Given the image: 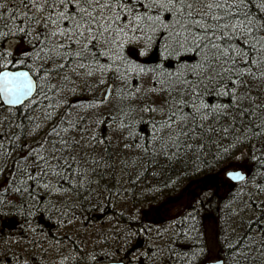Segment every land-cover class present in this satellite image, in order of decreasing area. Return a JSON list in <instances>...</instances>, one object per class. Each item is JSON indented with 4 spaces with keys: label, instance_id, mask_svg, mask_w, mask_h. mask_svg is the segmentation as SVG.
I'll return each instance as SVG.
<instances>
[{
    "label": "trees",
    "instance_id": "obj_1",
    "mask_svg": "<svg viewBox=\"0 0 264 264\" xmlns=\"http://www.w3.org/2000/svg\"><path fill=\"white\" fill-rule=\"evenodd\" d=\"M139 2L136 0L135 9L140 12L149 8L150 14L154 15L158 10L151 0ZM37 3L43 5L37 6ZM37 3L29 2L26 5L22 0H0V5H3L0 7V67L8 63V68H27L34 74L38 81L39 99L32 102L31 112L33 109L34 112L42 110V106L48 108L54 105L56 109L51 115L55 118L59 98L74 87L82 91L84 100L79 105L85 107V111L94 104L101 107L79 117L76 120L79 126L73 123L79 131L74 136L80 137L81 141L87 137L84 129L91 128L93 122L98 124L96 127H104L102 131L97 129L99 134L95 138L100 139L99 143L93 139L90 147H83L81 141L80 148L78 143L69 145L65 152L66 162L69 163L63 167L66 177L73 179L72 173H82V179L66 181L62 186V197L59 193L52 197L42 191L40 196L43 201L41 198H38L39 201L32 200L31 193L35 195V192L30 186L24 191L30 197L27 200L21 193L23 186L13 184V220L19 222L18 231L25 229V233L32 234L29 242L36 237L55 236L57 246L52 255L57 256L53 258L55 264L123 259H129V264H150L155 250L154 245L148 243L152 241L154 226L144 214L145 207L172 201L186 186L196 185L195 188L203 187L202 194L207 197L205 192L209 190L210 199L204 201L205 198L198 196L192 199L187 210L179 214V227L184 226L178 231H171L167 240L159 239L165 243V248L159 252L162 254L157 264H184L180 253L177 254V248H181L178 234L193 237L194 243L184 250L191 254L187 264L192 263L194 258H203L206 246L204 232L201 233L200 228L201 213L210 214L208 212L212 210L223 221L222 214H228V208L233 203L227 201L234 199L235 195L238 201L234 205L238 206V215H235L234 223L238 226V235L234 232L232 236L229 234L222 238L224 231L220 228L218 235L223 250L220 256L225 264H253L252 259L264 263V245H261L264 243V203L256 211L249 209L244 213L237 189L231 191L221 187L213 192L209 188L211 173L218 169L230 170L232 166L246 170L252 182H264V77L261 76L264 73V51H261L264 41H259V37L264 36V29L257 31L254 26L250 33L238 31L236 35L228 33L224 37L217 32L212 39L219 49L209 46L200 50L191 43L178 47L173 35L175 29L172 26L166 28L161 23L145 29L143 33L147 40L152 41L157 36L154 29H160L168 36V42L151 46L146 41L145 47L137 52L139 59L135 58L137 54H132L130 44L120 45L112 40L106 42L99 39L81 48L80 54L71 50V58H77V61L70 63V57L60 44L69 47L68 43L63 40L58 42L57 38H62L60 35L52 39L56 36L52 35L54 25L49 23L45 27L47 5L43 0H37ZM246 3L255 25L264 23V0H246ZM196 8L215 29L216 22L210 18L209 10L202 4H197ZM38 9L42 10V16ZM159 10L163 21L166 13ZM232 10L235 12V5ZM212 11L231 20L226 15L225 5L221 8L213 5ZM193 19H200V16L194 13ZM56 26L61 29L64 24ZM191 30L199 31L195 26ZM9 39L21 41L26 46L24 53L23 49L9 53L5 48ZM71 46L80 47L81 43ZM253 46L256 51L250 50ZM233 50L235 59L224 64L225 68L231 69L230 72L215 76L212 82L205 80L206 88L204 85L197 87L195 96L185 90L197 84L205 75V61L216 57L219 51L231 53ZM83 53L88 55L86 59ZM121 53L128 58V63L114 60ZM109 59L114 60L115 67L116 64L120 67L111 68L107 76L101 79H91L87 75L89 67L90 71L101 65L111 67L106 63ZM253 59L256 60L255 64L252 63ZM213 64L217 71H221L215 61ZM79 68L86 70L81 77L77 76ZM241 73L242 76H239ZM46 80L48 85L43 86ZM185 80L190 84L184 85L182 82ZM110 83L113 84L112 92L110 98L106 99L105 88ZM5 111L6 106L0 99V117ZM11 115L6 121L0 120V127L19 133L23 140L32 137L39 121L33 127L30 123L36 115H30L26 106L13 109ZM156 117H161L166 124ZM57 118L62 120L64 116L60 114ZM151 121L154 127L149 126ZM52 130L49 127L46 135L51 136ZM0 135L5 140L4 134L0 132ZM37 136L38 133L33 135L35 138ZM46 137L41 136L40 139ZM23 140L19 142L22 148ZM88 147L95 151L96 158L86 162L81 159L82 163L72 161V156L76 155L74 149L84 151ZM18 155L20 157V153ZM242 161L244 164L237 167ZM74 163L80 167L70 168ZM39 203L45 205L36 206ZM50 209L57 214L50 216ZM25 212L30 216L25 217ZM24 218L34 224H27ZM40 219H43L44 226L48 223L51 228L48 229L47 225L44 231L39 229V226L44 228L40 225ZM220 224L225 228V224ZM60 234H66V240L61 241V237H58ZM143 237L145 245L138 250L137 243ZM37 247L41 249L43 243L32 246L33 249ZM123 254L126 257L120 258ZM25 256H19L15 264H38V261L32 260V255ZM138 256L141 258L137 259ZM42 257V264H46L44 262L48 260L49 252L42 254Z\"/></svg>",
    "mask_w": 264,
    "mask_h": 264
},
{
    "label": "snow or ice",
    "instance_id": "obj_2",
    "mask_svg": "<svg viewBox=\"0 0 264 264\" xmlns=\"http://www.w3.org/2000/svg\"><path fill=\"white\" fill-rule=\"evenodd\" d=\"M22 2L26 5L29 2L35 4L37 0H22ZM151 2L158 9L154 15L150 14L151 9L149 8H145L144 12L136 10V0H43V3L47 5L46 11L48 12L45 27L49 23L55 26L63 22L64 29L58 32L53 31L52 35L63 36L70 47L77 44L80 38L87 42L89 37L95 41L104 38L106 42L109 40L117 42L114 37L120 36L122 33L144 32L145 29L154 28L162 23L166 28L172 26L175 29L173 35L176 37L175 42L178 47H184L185 44L191 43L192 46L200 50L209 46L213 49H219V45L212 39L216 37L217 32L221 37H224L228 33L236 35L238 31L250 33L254 26L257 31L264 29V23L255 25L251 14L247 11L246 0H207L206 3L203 0H151ZM197 4H202L204 8L209 10L210 18L216 22L215 29H212L206 22V17L197 11ZM213 5L216 8L225 5L227 8L226 15L231 20L213 14ZM234 5L235 12L232 10ZM159 9L166 13L163 21H161ZM194 13L200 16V19H193ZM222 20L223 23H221ZM193 26L199 31L193 32L191 30ZM259 41H264V36L259 37ZM63 46L61 44V47ZM250 50L256 51L255 46ZM261 51H264V44L261 45ZM234 59V50L231 53L219 51L216 57L204 62L207 65L205 75L197 84L188 86L185 90L195 96L197 94L196 88L204 85L205 80L212 82L215 76H220L223 72H230L231 69L225 68L224 64ZM213 61L220 66L221 71H217ZM252 63L255 64L256 60L253 59ZM261 76L264 77V73H261ZM7 79L5 77V80ZM182 83L184 85L190 84L186 80ZM24 87L30 89L31 85L28 84ZM204 87L206 88V85ZM11 102L15 103V100Z\"/></svg>",
    "mask_w": 264,
    "mask_h": 264
},
{
    "label": "rangeland",
    "instance_id": "obj_3",
    "mask_svg": "<svg viewBox=\"0 0 264 264\" xmlns=\"http://www.w3.org/2000/svg\"><path fill=\"white\" fill-rule=\"evenodd\" d=\"M41 6L43 5L42 3H37L36 5H40ZM38 11L40 12L41 16H42V10L40 11L38 9ZM43 11L44 10V6H43ZM60 27L58 26H54L53 27V31H59ZM57 38V35L56 36H53V40ZM91 38H89L90 40ZM57 41L60 42L61 39L60 38H57ZM146 41L147 38H146ZM60 44H63V43H60ZM65 45V44H63ZM87 45L86 43H81V46L80 47H76V48H73L71 50H74L77 54H80L81 53V48H84V46ZM140 45H142V43H140ZM139 44L137 43H130V48H131V52L132 54H137V52L140 51L141 47ZM140 46V47H139ZM8 47L10 48V50H14L15 48L16 49H20L22 50L23 49V53L24 51L26 50L24 46V44L21 42V41H18V40H14V41H11L9 44H8ZM137 50V51H136ZM146 49H142V51H145ZM106 51L108 53H112L114 54V52H111V50L109 49H106ZM117 60V59H115ZM6 64L8 63H5L3 64V68L6 67ZM117 67H120L119 64H116V67L115 65H111V67L109 66H106V65H101V66H97L95 67L92 71H90V67L88 68V76L91 77V79H96V78H105L107 76V71L108 70H112L111 68L115 69ZM2 69V66L0 67ZM82 68H79V72H78V75L79 77H81V74L85 73V71H81ZM66 77V75H64ZM82 79V78H81ZM81 79H79V82L81 81ZM43 80V79H42ZM75 81H78V80H75ZM45 85H48V80H46V83L43 84V86ZM105 92H106V88H105ZM82 94V91L81 89H78L76 87H74V89H72L71 91H68V93L64 96V97H60L59 98V106L57 109V112L55 114V118L54 116H52L51 114L54 113V108L55 106L52 105V106H49L48 108H45V106H42L43 108H40L42 109L43 113H37V112H34V109L33 111L31 112V107L33 106L32 103H29L27 104V109H28V112L30 115H32V113L36 116H34V119L35 118H38L39 122H40V125L36 126V130H34V134L35 133H38V136L37 138L40 139L41 136H48L46 135V131L47 129H49L50 125H52V123L56 120H58L57 117H59L60 114H62L63 116H66V120H69L70 121V118L72 119H77V118H81V116L84 114V113H87L89 110H97L98 108L99 109H102L101 107H99L97 104H94L91 106L90 109H87L85 111V107H81L79 105V102L84 100L83 99V95ZM105 94V93H104ZM91 95H94V93H91ZM38 96V95H37ZM39 99V96L35 99L36 101ZM64 107H67L68 110L66 111V108ZM34 108V107H33ZM75 110H79V111H75ZM8 112H5L3 114L2 117H0V120L2 121H6V118L12 116L11 115V110H7ZM75 111V112H74ZM61 112V113H59ZM56 124H58L59 126V122H54ZM100 123V122H99ZM68 127H66V132L64 133L65 136L66 135H69L70 134H73L71 133L73 131V123H67L66 124ZM96 125V124H95ZM58 126L57 127H53L54 129L52 130V134L53 136H57V132H58ZM64 126V125H62ZM104 127V126H103ZM103 127H95V129H99L100 131H102ZM70 128H72V131L69 130ZM94 127L92 126L90 129H84L85 133L84 134H87V137H85L84 139H82V146L83 147H87V146H91L90 145V142L93 140L89 135H90V131L91 130V133L95 130ZM37 131V132H36ZM82 132V130H81ZM80 138V137H79ZM95 140L98 141V138H95ZM27 140H23V143L26 142ZM43 143V142H42ZM47 144V143H45ZM242 164L241 165H236L237 167H240L244 164V162L242 161L241 162ZM245 165H246V162H245ZM226 167V166H225ZM229 169H235L234 166L232 167H229ZM227 172H228V169L226 168L225 170H221L218 169L216 171H214L213 173H211V175L209 176L210 179L212 181H210L209 183V188L214 192H216L218 189H221L224 188V189H229L230 188V184H231V181L228 180V177H227ZM221 176V179H219V177ZM30 183V182H29ZM196 185H190V186H186L184 189L181 190V192L172 200V201H167L166 203H163V204H159V205H152V206H147L145 207L144 209V214L145 216L150 219V220H153V221H158V223H162L164 220H171L175 217H177L180 213H182L183 211H185L188 206H190V204L193 202L192 199H194L193 197H196L198 198H205L204 201H208L210 198L211 195H209V190L205 193H207L208 197L205 196L203 193L204 190H201L202 188H195ZM242 187H244V190H248L249 192L246 194L247 195V198H245L246 200H243L242 202H245V204H243V207H242V211H248L249 209L251 210H257V208H259L260 205H262V202L264 203V190L262 189H255L256 187V184L255 182H252L251 180H247L244 184H242ZM242 187L240 185L238 191H239V194L242 196ZM243 190V191H244ZM244 195V193H243ZM13 200L15 201V197H13ZM192 201V202H191ZM238 199L235 195V198L232 199L231 201H227L232 203V205H230V208H228V214H225L223 213L222 214V220H220L218 217H216L217 215L214 214L215 212L214 211H209L208 213L210 214H204L201 213L200 215V224H201V233L204 234V237H203V241H205V246H206V250L205 252L207 251V248L209 250V255H207V257H203V258H200L198 261H197V264H201L203 261L205 260H209L208 257H211L213 259H216L217 257L214 256L216 255L215 254V251L219 248L221 249V243H220V240H219V232H220V228L222 227V229H224V236L225 235H229L232 236L234 234V232L237 234V228L238 226L234 223L235 222V215H238L237 210H238V206L234 205L236 202L237 203ZM191 202V203H190ZM206 213V212H205ZM245 213V212H244ZM204 214V215H203ZM235 217V218H234ZM168 222V221H167ZM167 222L165 223H162L160 225V227L158 226L156 229H154L153 233H152V245H154V250L155 252L152 254L153 255V260L150 261V264L152 263H156L158 262V260H160V255L162 253L159 254V252H161L162 249L165 248V243L164 242H160L158 241L159 239H161L162 241V238H164V240L166 239V237L169 235V233L171 234V231L174 232V226L173 225H169L167 224ZM224 222V223H223ZM225 224V228H224V225L221 226V224ZM167 224V225H166ZM184 226V225H176V231L180 230L181 227ZM220 227V228H219ZM14 229V228H13ZM257 231V230H255ZM223 232V230H222ZM254 232V231H253ZM232 234V235H231ZM187 235V234H186ZM186 235L184 234H181V235H177V238L180 240V243L183 244L181 245V248H177L179 251H177V254L178 253H182L184 252V250L188 249V248H182V246H188V245H192L194 242H193V237L190 236V238L186 237ZM192 235H194V232L192 231ZM238 235V234H237ZM223 236V237H224ZM256 236V234L254 235ZM43 237V236H42ZM222 237V238H223ZM168 238V237H167ZM167 240V239H166ZM35 241L39 242L40 241V237H36L35 238ZM28 242V239H22L21 241H19L20 244H23L25 245L26 243ZM174 244V242L172 243ZM180 245V244H179ZM24 247V246H22ZM182 250V251H181ZM189 253V252H188ZM53 253H49V257H48V260H46L44 263L48 264L51 263V264H55L54 263V259L55 257L57 256H52ZM30 256V255H28ZM32 260H35V261H38L37 263L38 264H42V261H43V257H42V254H34L32 255ZM19 256L17 257H13V259H15V261L17 262L19 259H18ZM158 259H156V258ZM34 258V259H33ZM178 258V256H177ZM137 259H139L137 257ZM155 259V260H154ZM181 260H183L184 264H187V259H184V256H182V258L180 257ZM22 260V259H20ZM30 259V261H32ZM26 264H28L27 262H25ZM24 263V264H25Z\"/></svg>",
    "mask_w": 264,
    "mask_h": 264
},
{
    "label": "flooded vegetation",
    "instance_id": "obj_4",
    "mask_svg": "<svg viewBox=\"0 0 264 264\" xmlns=\"http://www.w3.org/2000/svg\"><path fill=\"white\" fill-rule=\"evenodd\" d=\"M137 1L139 2V0ZM63 29L64 27L61 28L60 31ZM131 36L132 43H137L139 45L142 43V45H140L142 46L141 48L145 47L146 37L143 32L137 31L135 34L125 32L119 37L124 41H130ZM62 40L66 42L63 36L61 38V41ZM78 42L86 43V46H88V44L93 41L92 39H88L86 42L83 38H80ZM116 43L120 44L118 41ZM63 48L65 49L66 54L71 58L70 51L73 47H67L64 45ZM143 55L144 54L142 53V56ZM137 57L138 59L140 58L138 54L135 58ZM115 59H120L123 63L129 62L128 58H124L122 53L118 58L115 56L114 60ZM65 117L66 116H64L62 120L54 121L59 122V126L54 122L50 125L52 128L58 126L57 136L50 134L51 136L48 135L46 138L38 139L33 137V130L32 137L25 139L27 141L24 142V148L19 146V142L15 146H13L12 143H7V141L3 140V136L0 135V264H15L16 261L14 262L13 256L17 257L27 254L31 249L29 247L32 245L31 242H29L30 234L25 233L23 231L25 229L18 231V220H16V222L13 220L15 219L13 218V184L26 186L31 182L32 188H34L35 185H38L42 188L50 187L58 189V195L62 197V186L66 183L63 179L65 172L63 167L64 162H66L65 152L69 149V145L72 144V142L78 143L79 148L81 147V144L79 143L81 139L74 136H77L79 133L76 127L73 126L74 129L71 132L73 134L65 136L64 133L66 132V127H68L66 124L74 123L71 121V118L69 121L66 120ZM92 139H94V137ZM99 141L100 139L98 138L97 142L99 143ZM40 147H43L44 149L41 150ZM18 153H20V157ZM53 196L54 195H52V197ZM42 222L43 219H40V225H43ZM47 225L48 229L51 228L49 227V224L46 223L45 226L43 225L44 229H46ZM25 238L28 239V242H25V245H23L24 243L20 244L19 241ZM52 240L53 239L46 237L44 243L49 244ZM22 246H26L27 248H19ZM33 251L37 252L36 249H33Z\"/></svg>",
    "mask_w": 264,
    "mask_h": 264
},
{
    "label": "bare ground",
    "instance_id": "obj_5",
    "mask_svg": "<svg viewBox=\"0 0 264 264\" xmlns=\"http://www.w3.org/2000/svg\"><path fill=\"white\" fill-rule=\"evenodd\" d=\"M121 23H123V21H121ZM154 31H155V33L157 34V36H155L154 38H153V40L152 41H150V40H148V44L149 45H151V46H154L155 44L156 45H160L161 44V42H164V43H167L168 42V36L166 35V34H163L161 31H160V29H157V28H155L154 29ZM131 38H132V36L130 37V41H124L123 39H121L119 36H116V37H114V39H116V41H118L120 44H122V45H129L130 43H131ZM100 39H104V38H100ZM16 41V40H18V39H9V40H7L6 41V44H5V48H6V50L9 52V53H14L15 51H16V48L14 49V50H10V48L8 47V44L11 42V41ZM19 41V40H18ZM88 57V55L87 54H85V53H83V58L84 59H86ZM68 61L70 62V63H72V62H76L77 61V58H69L68 59ZM106 63H108L109 65H113L114 64V60H107L106 61ZM118 63V62H117ZM8 68V67H7ZM8 69H13V68H8ZM17 69H27V68H17ZM31 74H32V76L35 78V76H34V74L29 70V69H27ZM243 74V73H242ZM239 76H242L241 74H238ZM35 80H36V82H37V84H38V81H37V79L35 78ZM110 85H112V87H113V84L112 83H110L108 86H107V88H106V92H105V94H104V97L106 98V99H108V98H110V95H111V92H112V88H111V91H110V95L108 96V97H106V94H107V89H108V87L110 86ZM38 95V93L37 94H35V95H33L32 97H31V100L34 102V101H36L35 99L38 97L37 96ZM0 99H1V101L3 102V100H2V98H1V96H0ZM3 104L6 106V110H11L10 112H12V110L13 109H15V108H19V107H24V106H22V105H20V106H17V107H12V106H7L4 102H3ZM5 112H8V111H5ZM37 113H43V111L42 110H37ZM159 118H161V117H156L155 119H159ZM78 120H79V118H77ZM77 119H71V121H73L74 123L76 122V120ZM155 119H152V120H155ZM162 119V118H161ZM38 118H35L34 120H32L31 121V123H30V125L33 127L35 124H36V122H38ZM59 120V119H58ZM148 120H151V119H148ZM163 123H165L166 124V122L162 119V124ZM38 124H40V122L38 123ZM76 124L79 126L80 124H79V122L77 121L76 122ZM89 124V123H88ZM1 125V124H0ZM38 126V125H37ZM86 126V125H85ZM93 126L94 127H96V126H98V124H96L95 125V123L93 122ZM150 127H154L153 126V124H152V121H151V124L149 125ZM90 129V128H89ZM35 130H36V128H35ZM69 130H72V128L71 129H69ZM90 131V137L91 138H93V137H96V136H98V134H99V132H98V130H94L92 133H91V130H89ZM0 132L1 133H3L4 134V139H5V141H7V143H12L13 144V146H15L18 142H20V141H22L23 140V137L19 134V133H17V132H14V131H12V130H10V131H8L6 128H4V127H0ZM40 149L41 150H43L44 148L43 147H40ZM40 152H42V151H40ZM74 152L76 153V155L75 156H72V161H77V162H79V163H82L83 161L84 162H86L85 160H88V161H92L93 160V158H96V153H95V151L92 149V148H85L84 149V151H81V150H78V149H74ZM83 161H82V160ZM70 160V159H69ZM67 163H69V161L68 162H64V164H67ZM70 164H71V161H70ZM75 167H80V165L78 164V163H74L70 168H75ZM99 169V168H98ZM80 170H78V172H79ZM238 171H241V173L244 175V177L242 178V180L240 179V180H233L232 179V177H230L229 176V173H231V172H238ZM66 175L67 174H65V172H64V175H63V179L65 180V181H72L73 179V181H76V180H81L82 179V173L81 174H76V173H72V175H73V179L70 177V176H67L66 177ZM227 177H228V180L229 181H231V184H230V188L229 189H231V191H232V189H239V187H240V185H241V187H242V184H244L247 180H249V175H248V173H247V171L246 170H244L243 168H237V169H231V170H228V172H227ZM256 187H255V189H263L264 190V182L263 181H257L256 183ZM31 185L30 184H27L26 186H23V188H22V190H21V193L23 192L24 193V191L26 192V190H28V188L30 187ZM32 187V186H31ZM34 189V192H35V195H37V196H35L33 193H31L32 195L30 196L31 198H32V200H34V199H37V201H39V199L38 198H41V201H43V198L40 196V194L42 193V191L45 193V195H56V194H58V189H54V188H50V187H48V188H42V187H39L38 185H35V187L33 188ZM244 189H242V191L241 192H243L244 193V195H243V193H242V196H241V201L240 202H242L243 200H246L245 198H247V193L249 192L248 190H244ZM24 196L27 198V200H29L30 199V197H28L27 195H26V193H24ZM194 199L196 198V197H193ZM243 204H245V202H242ZM32 204V203H31ZM38 205H42L41 207H43L45 204L44 203H39V204H36V206H38ZM40 210H42V209H44V208H39ZM187 210V209H186ZM30 213H26L25 212V217L26 216H30L29 215ZM57 213H55V212H52V210L50 209V213H49V215L50 216H55ZM27 219H31V218H29V217H27ZM26 218H24V221L27 223V224H29V225H31V224H34V223H32V222H29V220H27ZM220 228V227H219ZM223 231H224V229H223ZM224 233V232H223ZM64 235H66V234H60L58 237H61L60 238V240L61 241H64V240H66V238H65V236ZM228 235V234H227ZM223 236H224V234H223ZM226 236V235H225ZM224 236V237H225ZM223 237V238H224ZM49 238H51V239H53L52 241H51V243H49V244H45L44 245V249H45V251L46 252H49V253H53V251L55 250V248H56V246H57V244H56V237L54 236V237H49ZM62 239H64V240H62ZM262 239V238H261ZM220 240V239H219ZM145 237H143L142 239H140V241L137 243V246H138V250L140 249V248H142L144 245H145ZM221 243V242H220ZM149 245H152V241H150L149 243H148ZM261 244V243H260ZM221 245V247H222V244H220ZM261 245H264V243L263 244H261ZM188 246H190V245H188ZM258 247V246H257ZM135 248V247H134ZM133 249V248H132ZM135 250L133 249V251L132 252H134ZM223 250L222 249H217L216 251H215V254L216 255H214V256H216L217 258L216 259H213V258H211V257H208L209 258V260H205V261H203L201 264H206V263H209V262H217V261H222L223 262V264H225V261H224V259H223V257L222 256H220L221 255V252H222ZM209 253V250H208V248H207V251L205 252V257H207V255H209L208 254ZM54 254V253H53ZM60 254V253H59ZM120 255V254H119ZM182 256H184V259L186 258V259H188V258H190L191 257V254L190 253H188V252H182V253H180V256L179 257H181L182 258ZM123 257H126V254H123V255H121V257L120 258H123ZM138 258H140L139 256H138ZM200 258H194V260L193 261H191L192 263H190V264H197V261L199 260ZM114 261H118V262H124L125 264H129V262H130V260L129 259H123V260H112V261H99V262H114ZM252 263L253 264H264L263 262H260V263H257V261L258 260H256V261H254L253 259H252ZM264 261V260H263ZM188 262V261H187ZM81 263H87V262H78V263H74V264H81Z\"/></svg>",
    "mask_w": 264,
    "mask_h": 264
},
{
    "label": "water",
    "instance_id": "obj_6",
    "mask_svg": "<svg viewBox=\"0 0 264 264\" xmlns=\"http://www.w3.org/2000/svg\"><path fill=\"white\" fill-rule=\"evenodd\" d=\"M5 77L8 79L5 80ZM31 85V88L28 89L24 87L25 85ZM112 85H110L107 89L106 97L110 95ZM10 90V91H9ZM37 90V82L32 74L27 69H4L0 72V96L3 102L7 106L17 107L25 103L28 99H30ZM15 100V103L11 101ZM229 176L232 177L233 180H242L244 175L241 171L231 172ZM88 264V263H81ZM92 264H125L124 262H99ZM206 264H223L222 261L210 262Z\"/></svg>",
    "mask_w": 264,
    "mask_h": 264
}]
</instances>
